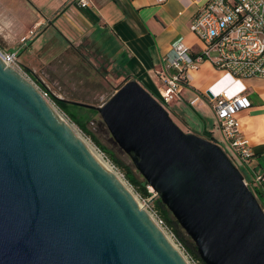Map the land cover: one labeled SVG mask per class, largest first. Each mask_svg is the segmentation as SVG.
Listing matches in <instances>:
<instances>
[{"label":"water","instance_id":"1","mask_svg":"<svg viewBox=\"0 0 264 264\" xmlns=\"http://www.w3.org/2000/svg\"><path fill=\"white\" fill-rule=\"evenodd\" d=\"M97 110L205 264H264V206L213 139L136 79ZM152 197V198H153ZM0 264H188L48 99L0 57Z\"/></svg>","mask_w":264,"mask_h":264},{"label":"crops","instance_id":"2","mask_svg":"<svg viewBox=\"0 0 264 264\" xmlns=\"http://www.w3.org/2000/svg\"><path fill=\"white\" fill-rule=\"evenodd\" d=\"M207 0H91L80 7L73 0H0V46L23 48L28 29L38 23L31 46L52 40L89 45L111 65L120 79H136L152 95L159 96L156 71L171 56L177 37L191 52L204 43L189 29L191 17ZM26 44V45H25ZM48 46V45H47ZM29 47V46H27ZM188 75L167 104L184 125L197 124L200 134L223 143V137L207 89L218 93H242L250 104L237 113L240 133L252 156L242 163L245 176L264 174V77H236L205 58ZM125 80V81H126ZM257 187L264 190V182Z\"/></svg>","mask_w":264,"mask_h":264},{"label":"built area","instance_id":"3","mask_svg":"<svg viewBox=\"0 0 264 264\" xmlns=\"http://www.w3.org/2000/svg\"><path fill=\"white\" fill-rule=\"evenodd\" d=\"M90 1L73 0L80 7L89 6ZM39 26L38 23L33 24L24 38L27 40L32 38ZM189 29L204 43V48L191 52L182 43L181 37L171 42V56L165 57L163 67L156 71L161 82L159 98L164 105L175 97L187 79L188 75L184 70L187 67L196 68L205 58L210 59L217 68L236 77H264V0H207L191 17ZM0 57L6 65L22 73L15 51L0 50ZM41 92L48 98L47 92ZM205 95L211 101L222 133L223 143L220 145L228 150L238 165L229 157L242 169V163L252 156V150L247 139L240 133L237 113L247 107L250 101L242 93L230 94L227 91L215 93L207 89ZM98 148L96 150L99 154L116 169L104 151ZM244 181L247 185L251 183L253 187L258 186L264 182V174L255 175L254 180L245 177ZM149 190L153 192L152 189ZM141 207L171 239L188 264H199L198 259L191 256L176 240L171 229L149 203H144Z\"/></svg>","mask_w":264,"mask_h":264},{"label":"rangeland","instance_id":"4","mask_svg":"<svg viewBox=\"0 0 264 264\" xmlns=\"http://www.w3.org/2000/svg\"><path fill=\"white\" fill-rule=\"evenodd\" d=\"M34 36H32V38ZM30 39H28L30 43L26 42L27 45L25 44L26 46L23 48H7L0 46V50L15 51L20 61L23 75L39 90L45 91L47 94L49 92L51 95L58 98L101 105L107 101L116 89L126 80L120 79L121 76L117 75L116 72L112 70L108 61L102 57L96 49L89 45L71 43V45L66 46L63 42L52 40L54 43L52 47H50L49 41H46L45 44L42 42V46H38L37 48L31 46ZM41 84L43 86H40ZM46 96L49 99L48 101L63 115V117L69 121V123L73 124L79 133L97 149L98 147L91 139L95 138L96 144L105 150L104 154L116 166V169H113L129 187L138 202L141 205L149 203V206L156 211L155 206L151 202V198L144 199L140 197L135 185L131 184L128 180L127 175L133 177L139 183H141L144 178L134 166L130 156L113 141L99 113L90 112L84 105L85 108L83 106H70V110L77 120L83 123L88 131L85 133L56 105L53 99H51V96ZM165 107L168 109L169 114H171L172 119L181 129L187 132L190 131L200 134L197 124H192L190 126L184 125L177 115L171 113L172 111H170L167 105H165ZM248 186L251 189L252 184L250 183ZM148 188L152 189L150 185H148Z\"/></svg>","mask_w":264,"mask_h":264},{"label":"trees","instance_id":"5","mask_svg":"<svg viewBox=\"0 0 264 264\" xmlns=\"http://www.w3.org/2000/svg\"><path fill=\"white\" fill-rule=\"evenodd\" d=\"M40 86H43V85L41 84ZM48 95L51 96V99H53V101L56 103V105L73 122H75L81 128V130L83 132H85V133L88 132L86 130L84 124L81 123L79 120H77V118L75 117V115L70 110V106L80 107V106H83V105H81V104L79 105L78 103H75V102H77L75 100H69V99H65V98H58V97H56L54 95H51V93H49V92H48ZM153 95L160 101L159 96H157L155 94H153ZM73 101H75V102H73ZM85 107L90 112L97 113V110L95 108L87 107V106H85ZM91 139L96 144L95 138H91ZM97 146L100 149H102L101 146H99V145H97ZM223 148L229 154V156L233 159V157L230 155V153L228 152V150L224 146H223ZM102 150L105 152L104 149H102ZM233 160L238 165L237 161L235 159H233ZM114 161L117 162L116 160H114ZM241 170L244 173V170L243 169H241ZM127 176H128V180L131 182V184L135 185V187L137 188V193L139 194L140 197H142L144 199L151 198V202L155 206L156 211H157V214L159 215V217H161V219L164 221V223L166 224V226L171 229V231L173 232V235L176 238V240L181 243V245L184 247V249L191 256H193L194 258L198 259L199 264H205L204 261L200 258L199 254H198V252L196 250V246H195L194 242L187 235V233L184 231V229L180 226V224L175 219V217L172 215V213L170 212V210L166 207V205L161 201V199L158 196L153 197L154 193L149 190V188H148V185L149 184L147 183V181L145 179H143V181L141 183H139L133 177H131L129 175H127ZM251 189L254 191L256 197L258 198V200L260 201V203L262 204V206H264V190H262L260 187H257V186H255V187L252 186Z\"/></svg>","mask_w":264,"mask_h":264},{"label":"bare ground","instance_id":"6","mask_svg":"<svg viewBox=\"0 0 264 264\" xmlns=\"http://www.w3.org/2000/svg\"><path fill=\"white\" fill-rule=\"evenodd\" d=\"M18 73H20L22 76L23 73H21L19 70H16ZM25 77V76H24ZM26 78V77H25ZM41 91V90H40ZM42 93V92H41ZM48 99V98H47ZM49 100V99H48ZM52 105V104H51ZM52 107L55 109L56 113L59 115V117L70 127V129L83 141V143L87 146L89 151L95 156V158L105 167L109 172H111L129 191V187L125 184V182L121 179V177L117 174V172L111 167V165L99 154V152L96 150L94 145L91 144L87 139H85L79 131L75 128V126L69 121H67L63 115L52 105ZM131 192V191H130ZM166 235V234H165ZM167 239L173 244L171 239L166 235ZM174 245V244H173ZM175 246V245H174ZM176 247V246H175Z\"/></svg>","mask_w":264,"mask_h":264}]
</instances>
